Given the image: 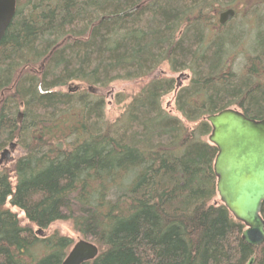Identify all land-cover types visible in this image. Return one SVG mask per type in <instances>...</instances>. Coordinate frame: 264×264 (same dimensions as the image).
Wrapping results in <instances>:
<instances>
[{"label": "trees", "instance_id": "1", "mask_svg": "<svg viewBox=\"0 0 264 264\" xmlns=\"http://www.w3.org/2000/svg\"><path fill=\"white\" fill-rule=\"evenodd\" d=\"M163 63L190 72L179 115L162 106L173 78L154 77L108 121L89 87ZM226 108L264 118V0H17L0 40V152H22L0 169V264H60L73 240L44 234L57 221L98 246L84 264H264V241L242 240L216 191L204 117Z\"/></svg>", "mask_w": 264, "mask_h": 264}, {"label": "water", "instance_id": "2", "mask_svg": "<svg viewBox=\"0 0 264 264\" xmlns=\"http://www.w3.org/2000/svg\"><path fill=\"white\" fill-rule=\"evenodd\" d=\"M16 8L17 0H0V40ZM234 15V8H226L218 13V23L223 25ZM180 85H176L175 91ZM204 119L211 126L208 142L217 148L213 171L218 197L233 217L244 224L242 240L257 247L264 241V219L260 212L264 201V118H249L236 108H226ZM14 147L11 142L2 149L0 162L11 158ZM98 250L94 242L79 239L60 264H84L93 260ZM253 259L250 257L246 264H252Z\"/></svg>", "mask_w": 264, "mask_h": 264}, {"label": "rangeland", "instance_id": "3", "mask_svg": "<svg viewBox=\"0 0 264 264\" xmlns=\"http://www.w3.org/2000/svg\"><path fill=\"white\" fill-rule=\"evenodd\" d=\"M244 4H240V7L237 9L242 14H247V9L245 11H242L244 8ZM225 8H222L223 10ZM218 19V15H217ZM236 61H240L242 59L241 54L236 56ZM157 77V78H173L174 80V90L162 97V106L165 110H167L169 113L173 115H179L175 110L174 105V96H175V87L178 83L181 85H184L187 83L190 72L188 70L178 71V72H172L168 66L167 63L161 64L158 69L151 75L147 77H141L138 79H132V80H115L110 83V85L104 89H95L91 88L88 89L92 94H101L104 98V115L105 118L108 121H113L116 119L125 109V106L130 101L131 97L136 94L140 88L145 85L150 79ZM77 82H72L70 87L78 86ZM180 85V86H181ZM80 89H85L86 87L82 84L80 85ZM179 86V87H180ZM178 87V88H179ZM177 88V89H178ZM67 87L61 88V90H66ZM125 97L123 101L118 102L117 99L120 97ZM207 139V137H206ZM8 147V146H6ZM22 152V149L16 146L13 150L10 151V157L15 158ZM11 159L2 160L0 162V169L3 167H7L11 164ZM9 205V204H7ZM10 209L14 212H17L18 216L22 218L21 223L26 224L27 221L23 218V213L19 211L16 207L10 206ZM51 231H58L60 234L67 236L73 240V243L79 239H88L91 240L89 237L85 238L80 233L76 232L73 229L72 223L70 221H57L54 222L49 226L48 229L44 231L45 233H49ZM92 241V240H91Z\"/></svg>", "mask_w": 264, "mask_h": 264}, {"label": "bare ground", "instance_id": "4", "mask_svg": "<svg viewBox=\"0 0 264 264\" xmlns=\"http://www.w3.org/2000/svg\"><path fill=\"white\" fill-rule=\"evenodd\" d=\"M92 242V241H91Z\"/></svg>", "mask_w": 264, "mask_h": 264}]
</instances>
